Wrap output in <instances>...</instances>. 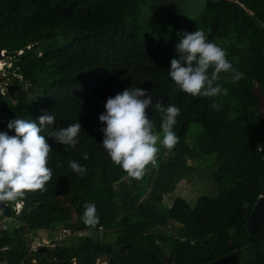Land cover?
I'll use <instances>...</instances> for the list:
<instances>
[{
  "label": "trees",
  "instance_id": "obj_1",
  "mask_svg": "<svg viewBox=\"0 0 264 264\" xmlns=\"http://www.w3.org/2000/svg\"><path fill=\"white\" fill-rule=\"evenodd\" d=\"M195 1L202 8L190 14L194 0L171 9L157 7L154 0H0V49L20 52L9 59L4 76L11 85L0 94V130L12 135L5 128L8 120L35 119L44 111L55 117L45 134L75 122L82 129L75 148L67 150L45 135L52 178L44 191H27L19 198V214L0 230V260L165 264L167 257V264H208L241 250L240 264H264V220L252 235L245 228L255 202L264 197V0ZM196 28L224 48L242 73L236 82L230 73L220 74L217 83L227 88L226 95L193 97L167 74L178 33ZM128 87L148 90L153 104L180 109L174 128L178 142L158 152L168 151V160L160 164L154 183L160 192L152 193V199L158 201V193L170 191L192 171L185 164L189 157L202 159L199 169H212L217 161L212 196L192 202L177 197L170 208L158 210L137 205L148 185L143 175L138 190L126 195L127 202L121 199L116 185L132 177L102 150L97 117L108 97ZM214 99L218 109L210 106ZM145 111L158 130L160 114ZM69 160L84 165L86 174H74ZM88 202L96 205L95 226L82 220ZM167 223L177 224L178 230H161ZM57 229L86 234L41 253L29 252L26 234Z\"/></svg>",
  "mask_w": 264,
  "mask_h": 264
},
{
  "label": "clouds",
  "instance_id": "obj_2",
  "mask_svg": "<svg viewBox=\"0 0 264 264\" xmlns=\"http://www.w3.org/2000/svg\"><path fill=\"white\" fill-rule=\"evenodd\" d=\"M174 51L176 56L170 59L167 74L181 92L193 97L226 95L227 88L217 83L220 74L230 73L233 82L242 76L227 59L224 48L210 41L199 28L194 32L178 33ZM210 106L218 109L219 104L214 99ZM146 109H155L160 114L158 130ZM179 115L180 109L175 104L164 105L160 101L153 104V96L148 90L125 88L106 99L104 111L97 117L102 125L100 146L113 164L129 177L140 179L148 165L156 164L161 147L171 150L178 142L174 128ZM54 121V115L44 111L35 119L14 117L8 120L5 128L13 132L12 135L0 130V202H21L19 198L27 191L45 190L46 182L53 175L48 166L52 150L45 135L66 146L65 150L75 148L82 130L80 123H71L45 134L46 126L52 129ZM84 159H87L86 154ZM68 167L79 177L87 172V168L75 160H69ZM82 220L89 226L99 222L94 203L85 204ZM0 264H6V261L0 260Z\"/></svg>",
  "mask_w": 264,
  "mask_h": 264
},
{
  "label": "rangeland",
  "instance_id": "obj_3",
  "mask_svg": "<svg viewBox=\"0 0 264 264\" xmlns=\"http://www.w3.org/2000/svg\"><path fill=\"white\" fill-rule=\"evenodd\" d=\"M182 0H154V4L159 8H173L175 5L179 4ZM199 2V1H198ZM194 0L191 4H189V10L190 14H195L196 9L202 8V5L199 4ZM196 4V6H195ZM0 78L3 80V82H0V94L6 93L5 85L8 84V86L11 85V82H8L7 80H4V76L7 74L6 69L10 67L9 59H2L0 60ZM10 83V84H9ZM257 95L261 97L260 91L258 89L256 90ZM261 111L264 113V104L261 105ZM188 143H190V138L188 139ZM191 144V143H190ZM189 148H192V145L189 146ZM161 149V148H160ZM167 157H168V151L164 150L163 153H157L156 155V164L155 165H148L146 167L144 172V177L147 178L148 181H145L144 185L147 187L144 190V193L137 198V205H143L144 203H147L150 207H155L158 210L160 208H170L173 204V201L175 198L179 197L182 199H185L187 201L192 202V200H196L200 196L204 195H213L214 194V181L211 179L214 170H216L219 165L217 161L213 162V168L208 169H199V165L202 163V159L199 157H196L195 159L190 158L186 159L185 164L188 169H192V171H188L186 173V176L176 182L174 187L170 189V191L165 193H158L160 194V199L158 201H154L152 199V193L154 192H160V189L154 188V183L156 182V178L159 175V169H163V166L165 163H167ZM167 159V160H166ZM212 160V159H210ZM162 164V165H160ZM160 165V166H159ZM143 181V178L135 179V178H128L125 177L120 184L116 185V189L118 191L119 196L123 201L127 199V194L129 192H134L138 190V187L141 182ZM127 202V200H126ZM2 229H5L3 227ZM161 230L169 232V233H175L178 230V225L173 223H167L163 227H160ZM102 231L99 230V233ZM85 235L86 232L80 233L75 231H68L63 229H57L55 231H39L36 235H29L26 234V238L29 241L30 238V247L34 249L39 245V247L36 248V251L39 252V249L42 247L47 248H54L55 246H60L68 243V239L73 236L78 235ZM28 245V243H27ZM33 262H38L39 256L33 255ZM103 258H97L94 262V264H108L106 259L102 261ZM74 261V259H73Z\"/></svg>",
  "mask_w": 264,
  "mask_h": 264
},
{
  "label": "water",
  "instance_id": "obj_4",
  "mask_svg": "<svg viewBox=\"0 0 264 264\" xmlns=\"http://www.w3.org/2000/svg\"><path fill=\"white\" fill-rule=\"evenodd\" d=\"M2 50L0 49V58L4 57L7 59H13L15 58L19 53L18 52H12V53H7V52H1ZM10 84V83H9ZM0 210L4 213L6 217L10 216L11 209L10 207L4 203L3 201L0 202ZM264 220V197L260 196L257 201L255 202L251 214L245 224V228L250 233L251 235L256 233L257 230L260 228L262 222ZM122 249L129 248V247H121ZM46 250V247H42L39 249V253L43 252ZM242 251H235L232 252L216 261H213L208 264H240V258H241ZM164 263H168V258L165 257Z\"/></svg>",
  "mask_w": 264,
  "mask_h": 264
},
{
  "label": "built area",
  "instance_id": "obj_5",
  "mask_svg": "<svg viewBox=\"0 0 264 264\" xmlns=\"http://www.w3.org/2000/svg\"><path fill=\"white\" fill-rule=\"evenodd\" d=\"M21 205H22L21 202H15L14 205L12 207H10L11 213H10V216L9 217H6L4 215V213L0 210V230H4V229H2L3 227H5V229H6V224H7L8 221H11L12 220L13 215H18L19 214V212H20V210L22 208ZM30 244L31 243H30V238H29L28 245H27L29 252H35L36 251V248L39 247V245H38L34 249L29 248L30 247ZM4 261H6V264H10V262L8 260L4 259Z\"/></svg>",
  "mask_w": 264,
  "mask_h": 264
},
{
  "label": "bare ground",
  "instance_id": "obj_6",
  "mask_svg": "<svg viewBox=\"0 0 264 264\" xmlns=\"http://www.w3.org/2000/svg\"><path fill=\"white\" fill-rule=\"evenodd\" d=\"M1 64V63H0ZM1 67V66H0Z\"/></svg>",
  "mask_w": 264,
  "mask_h": 264
}]
</instances>
